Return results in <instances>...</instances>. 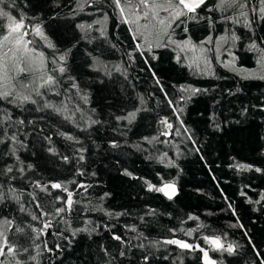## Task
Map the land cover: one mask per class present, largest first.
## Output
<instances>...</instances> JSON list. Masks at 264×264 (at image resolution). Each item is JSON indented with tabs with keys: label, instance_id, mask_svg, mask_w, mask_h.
Returning a JSON list of instances; mask_svg holds the SVG:
<instances>
[{
	"label": "trees",
	"instance_id": "1",
	"mask_svg": "<svg viewBox=\"0 0 264 264\" xmlns=\"http://www.w3.org/2000/svg\"><path fill=\"white\" fill-rule=\"evenodd\" d=\"M124 2L139 5V0ZM11 3L5 0L0 7L24 16L27 39L44 53L49 69L54 58L71 49L66 72L52 73L55 90L33 95L36 104L16 107L0 100V115L12 117L8 135L22 141L0 143V170L32 166L0 176L9 197L0 202V229L12 245L28 249L21 259L27 264H145L147 256V264H204L202 247L217 264H261L264 79L242 77L264 73L258 64L262 53L249 48L252 39L258 45L264 40V21H254L251 32L222 20L211 24L207 17L218 14L197 9V19L173 23L168 31L176 42L190 38L199 44L208 37L218 42L230 35L227 29L240 37L235 43L207 45L211 63L197 69L190 66L191 54L173 44L153 47L151 53L138 48L144 40L134 39L136 25L123 22L112 0H15L14 7L6 6ZM213 3L208 0L209 7ZM252 3L259 6V0ZM133 11L126 7L125 15L133 19ZM37 24L54 48L31 34ZM45 103L67 107L58 113L42 109ZM133 110L138 111L132 124L116 121ZM19 120L25 123H14ZM113 141L120 146L112 148ZM9 175L17 179L9 181ZM37 183L47 185V191ZM52 183L73 193L71 209L58 215L67 192L51 188ZM165 183L176 185L178 195L171 200L148 190L149 184ZM205 236L221 237L225 245L236 246L235 253L211 250ZM166 240L195 247L181 249Z\"/></svg>",
	"mask_w": 264,
	"mask_h": 264
},
{
	"label": "snow or ice",
	"instance_id": "2",
	"mask_svg": "<svg viewBox=\"0 0 264 264\" xmlns=\"http://www.w3.org/2000/svg\"><path fill=\"white\" fill-rule=\"evenodd\" d=\"M112 3L120 10L121 17L124 23L134 24L136 28L134 32L137 34L134 36V39L143 38L144 44H138L137 47L147 51L152 52L153 47H168L169 44H173L176 48L180 49L182 52L189 53L192 64L190 66H195L197 69L201 68L203 65L205 68L211 63L209 59L210 49L207 45L216 44L217 46L222 43H227L229 41L235 43L240 40V37L235 34V31L227 29L226 31L230 35H224L219 38L218 42L212 40L211 37H208L206 40L200 42L199 44L193 43L190 38H187L183 41L176 42L171 40L169 29L172 24L178 20H181L182 17H187L189 19H197L199 13L197 9H206L208 12L217 13L215 17H207L211 24H214L218 20L222 22L231 24V25H241L242 27L247 28L249 31L254 32V21H264V0H259V6H255L252 3V0H214V3L211 7L208 6V0H139V5H128L124 0H112ZM0 5H5V0H0ZM7 7H14L15 0H12V3L6 5ZM129 7L133 9V19H129L125 15V9ZM141 7L144 9L143 13H140ZM167 13V17H161L160 13ZM0 20L6 21L4 24H0V100L7 101L9 104H12L16 107H20L24 104L31 103L36 104L37 101L33 99L35 96H44L47 95V91L42 90H52L54 91L58 81L52 73H59L63 75L66 72V67L64 63L66 61L67 55L71 52V49H68L64 54L60 55L58 58H54L51 61L52 67L48 68V61L43 52H38L33 46V41L27 39L30 35L28 25L25 24L24 16L16 17L10 12L5 11L4 7H0ZM145 21L144 24H141L140 21ZM83 28L84 26L81 25ZM90 27V25H89ZM143 29V31L141 30ZM151 29V31H149ZM31 34L38 36L41 40L45 41L46 46L49 48H54L55 46L45 35L42 27L37 24L32 26ZM151 37V39H149ZM251 39V38H250ZM250 50L261 52L262 54L258 58V64L261 66V69H264V40H260L259 45L256 42V39H252L249 44ZM235 57H233V60ZM180 62V58H177ZM57 65H59L57 67ZM229 67L233 66L229 62ZM23 76L24 79H20ZM31 77V79H29ZM242 78L244 79H264V73L253 76L251 74H246ZM159 83V81H157ZM73 87H76L73 84ZM181 91H190L192 93L199 92L200 89H181ZM59 95V93H54ZM85 101L87 97H83ZM172 103V101H169ZM66 105L64 107H56L51 103H45L42 106L43 108L54 109L55 111L63 112L66 110ZM41 109V110H42ZM175 110V109H174ZM264 111V107L261 108ZM138 110L129 111L124 115L116 116V121L123 124L125 127L134 122ZM247 111V109H244ZM67 118V117H66ZM12 117L9 113H3L0 115V143L5 144H15L21 143L22 141L17 140L15 133L8 135L7 128L12 127ZM99 121L93 120L91 123H98ZM14 123H19L23 125L24 120H19ZM162 124L166 125L167 129L172 128V124L167 120L161 121ZM7 125V127H5ZM167 135L168 132L163 133ZM8 135V140H4L3 137ZM71 139V137H68ZM120 145L118 142L113 141L111 143L112 148H118ZM81 149L80 151H84ZM13 154L15 150L13 149ZM67 159V157H65ZM80 160H83L84 157L81 155ZM19 160V157H17ZM31 165L25 167H18L14 169L10 166H5L4 170H0V176L5 174H11L14 171L18 170L21 173H24L26 170L31 169ZM240 169H245L249 166L238 165ZM260 171V169H256ZM125 175H131L127 171ZM17 177L15 175H9L8 180H15ZM36 187L40 188L41 191H47L48 186L37 183ZM51 188L60 189L67 192V199L63 201L65 207H60L56 209V214L64 213L71 209L72 204L74 203L72 197L73 193L68 191L60 183H52ZM80 187L85 188V185H80ZM149 191H157L163 193L169 200L173 199L174 196L178 195L176 185L174 183H165L162 187H156L152 184L148 185ZM12 192L15 193V189H12ZM9 198L8 194L4 190V183H0V202ZM12 198L19 199L16 196ZM39 207V205H37ZM23 205H21V211H23ZM42 215L47 216L48 213L42 212ZM33 220H38L39 217L33 215ZM50 221L44 223L43 228L47 229L50 226ZM11 225V221H6L5 226ZM18 232H23L22 228L15 229ZM32 231H41L33 228ZM135 231V229H132ZM190 234V233H189ZM39 237H37L38 239ZM114 239L122 241L120 236H114ZM205 243L209 245V248L213 251H218L221 253H228L229 255L234 254L236 251V246L233 244L225 245L221 237H204ZM164 243L175 244L181 249L193 250L195 246L188 244L187 242L181 240H166ZM199 251L203 253L204 264H217V261L212 259L209 256V251L204 248H199ZM28 249H20L15 245H12L5 231L0 229V264H5V261L9 260V264H27L26 259H21L23 253H27ZM124 255L123 252L120 253ZM35 259V257H31ZM145 264H147L148 257H143ZM264 264V261L261 262Z\"/></svg>",
	"mask_w": 264,
	"mask_h": 264
},
{
	"label": "rangeland",
	"instance_id": "3",
	"mask_svg": "<svg viewBox=\"0 0 264 264\" xmlns=\"http://www.w3.org/2000/svg\"><path fill=\"white\" fill-rule=\"evenodd\" d=\"M149 31H151V29H149Z\"/></svg>",
	"mask_w": 264,
	"mask_h": 264
},
{
	"label": "water",
	"instance_id": "4",
	"mask_svg": "<svg viewBox=\"0 0 264 264\" xmlns=\"http://www.w3.org/2000/svg\"><path fill=\"white\" fill-rule=\"evenodd\" d=\"M163 194V193H162Z\"/></svg>",
	"mask_w": 264,
	"mask_h": 264
}]
</instances>
